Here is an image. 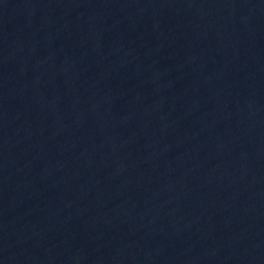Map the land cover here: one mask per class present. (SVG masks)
<instances>
[{"label":"water","instance_id":"obj_1","mask_svg":"<svg viewBox=\"0 0 264 264\" xmlns=\"http://www.w3.org/2000/svg\"><path fill=\"white\" fill-rule=\"evenodd\" d=\"M0 264H264V0H0Z\"/></svg>","mask_w":264,"mask_h":264}]
</instances>
